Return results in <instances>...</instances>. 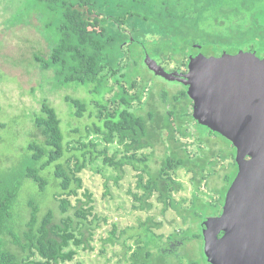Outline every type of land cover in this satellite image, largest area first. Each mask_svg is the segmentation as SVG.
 <instances>
[{
    "label": "trees",
    "instance_id": "trees-1",
    "mask_svg": "<svg viewBox=\"0 0 264 264\" xmlns=\"http://www.w3.org/2000/svg\"><path fill=\"white\" fill-rule=\"evenodd\" d=\"M37 1L45 3L61 17V23L57 27L58 39L51 44L48 59L42 62V57H37L40 66L42 69L52 70L57 83L61 85L74 82L84 85L90 93L100 91L98 94H102V100L95 101L99 122L93 123L92 129L101 135L106 144L116 142L121 145L122 155L118 159L115 156L108 157L107 147L98 150V143L91 140L88 144L79 142L80 147H72L73 150L91 147L81 153L83 158L76 154L69 158L66 155L67 147L60 118L52 105L42 101L40 112L33 116L34 127L42 139L34 138L28 143V166L20 177L33 180L44 190L49 179L48 175L43 176L40 171L54 164L48 169H53L57 183L58 191L54 197L60 218L56 217L53 209L41 213L40 206L29 201L28 218L23 224H18L15 220V205L21 178L14 176L12 171H4L0 175V264H59L72 261L81 246L84 249H94L90 243L98 226L95 224V215L90 219L94 199L93 194L84 188L81 173L88 162H93L98 156L103 155L104 162L115 167L118 172H122L125 166H132L138 172L137 190L132 193L139 202L135 206L138 209H150V198L156 194L157 201L163 205V212L175 206L174 196L183 188L177 178L180 169L192 173V194L198 197L201 182L215 172L214 166L217 164L214 160L217 155L204 137L213 133L220 134L209 130L194 118L185 87L176 91L172 98L166 90H160V96L165 102L162 112L159 109L157 111L154 106L146 113H139L133 108L134 103H142L148 80L151 79L140 67L143 65L152 71L145 63L146 55H152L144 47V42L137 39L135 27L130 31L123 25L131 20L136 25L138 19L145 18L135 17L137 14L130 11L124 14L125 17L113 14L108 11L107 0ZM158 38L165 43L168 41L166 37ZM125 45L129 52L127 56L124 55ZM155 51L158 52V58L154 57V60L161 64L174 61L181 67L189 62V52H184L181 58H168L164 55V50ZM107 93H110L109 97H106ZM65 99L72 106L73 114L82 117L86 111V102L71 95H66ZM189 124L194 126L193 136L205 144L194 153L188 150L187 143L183 141L190 134ZM157 144L163 145L164 154L159 167L151 169L147 163ZM148 148L152 149L150 154L137 156L139 151ZM87 152L90 159L86 158ZM120 178L121 175H118L114 179L117 181ZM194 205L200 212L192 214L197 222L207 213L211 204L207 201ZM149 220L151 218L140 222L136 232L127 235V238L136 237L133 245H127V238L123 240L127 250L131 251L129 264H176L173 263L176 258L164 252L163 247L168 239L175 236L179 238L180 235L173 232L164 241V235L155 233L151 227H158L161 223L151 225ZM116 230L117 226L114 225L107 242L119 240ZM126 232L123 231L124 234ZM191 233L195 237L200 234L193 230ZM9 242L16 249H11ZM201 253L203 255V250Z\"/></svg>",
    "mask_w": 264,
    "mask_h": 264
},
{
    "label": "rangeland",
    "instance_id": "rangeland-1",
    "mask_svg": "<svg viewBox=\"0 0 264 264\" xmlns=\"http://www.w3.org/2000/svg\"><path fill=\"white\" fill-rule=\"evenodd\" d=\"M107 5L108 11L113 14L125 17L124 14L130 11L137 14L135 17L145 18L138 19L136 25L131 20L123 26L130 31L135 27L134 34L139 41L144 42L152 59L158 58L155 50H164L163 53L168 58H181L196 43H203L206 47H238L254 43L250 41L256 38H264V24L260 23V20L264 21V0H107ZM60 23L59 14L45 3L37 0H0V175L4 171H12L14 176L20 177L27 168L30 154L28 143L34 138L42 139L33 124V116L40 112L42 101L52 105L60 118L67 147L66 155L69 158L74 154L83 158L81 153L91 147L81 150H73L72 147H80L79 142L88 144L91 140L98 143V150L107 147L108 157L115 156L118 159L122 155L121 145L116 142L106 144L101 135L92 129L93 123L99 122L95 101L102 100V94H98L100 91L90 93L84 85L74 82L61 85L57 83L52 70L42 69L39 64L38 56L42 57V62L48 59L51 44L58 39L57 27ZM158 37H166L168 41L165 43ZM170 46L172 48L167 49ZM126 48L125 45V56L129 54ZM143 55L144 53L141 56ZM162 65L167 69L178 67L174 61L162 62ZM140 69L152 80H148L142 103H134L133 108L139 113H146L154 106L157 111L159 109L162 112L165 102L160 96V90H166L172 98L176 91L182 89V85L154 74L143 65ZM66 95L86 102V111L82 117L73 114L72 106L65 99ZM109 96L110 93H107L106 97ZM188 130L190 134L183 141L187 143L188 150L194 153L205 144L193 136L192 124L188 125ZM204 138L217 155L214 158L217 164L214 166L215 172L201 182L198 197L217 198L222 195V187H227L231 173L228 172L232 161L224 155L228 154V149L232 151V155L234 151L232 145L220 135L209 134ZM159 145L157 144L147 163L151 169H157L163 158V145ZM150 152L151 148L144 149L137 156L142 157ZM86 158L90 159L88 152ZM53 166L54 164L48 168ZM47 169L40 171L43 176L48 175L49 179L44 190L33 180L20 177L21 186L15 205V220L18 224H23L28 218L29 201L36 202L41 213L53 209L56 217L60 218L54 197L58 191L57 183L53 169ZM137 174L132 166H125L122 172H118L115 167L104 162L103 155L88 162L81 176L84 188L93 194L94 199V210L90 217L92 219L95 215V224H98L90 242L94 249H84L81 246L72 261L59 264H129L131 251L127 250L123 240L128 234H134L139 223L148 218H151V225L161 223L158 227H151L155 233L164 235V241L175 231L180 239L188 240L189 247H182L188 250V257L183 255L182 260L178 259L176 262L186 264L190 260L192 264H206L201 259L202 240H195L191 233L195 224L192 214L200 213L194 205L197 198L192 194V173L184 169L177 172L183 188L174 196L175 206L167 208L165 212L163 205L157 201L156 194L150 198V209L143 210L135 206L139 204L132 194L137 190ZM118 175L121 178L116 181L114 178ZM192 200L194 204L191 207ZM114 225L117 226L116 237L119 240L107 242ZM125 230L127 232L124 234ZM135 238H127V245H133ZM8 246L16 249L10 242Z\"/></svg>",
    "mask_w": 264,
    "mask_h": 264
},
{
    "label": "water",
    "instance_id": "water-1",
    "mask_svg": "<svg viewBox=\"0 0 264 264\" xmlns=\"http://www.w3.org/2000/svg\"><path fill=\"white\" fill-rule=\"evenodd\" d=\"M198 44L185 73L166 71L149 55L145 63L154 74L182 83L194 118L237 150L239 171L223 212L201 223L204 255L211 264H264V49L256 43Z\"/></svg>",
    "mask_w": 264,
    "mask_h": 264
},
{
    "label": "flooded vegetation",
    "instance_id": "flooded-vegetation-1",
    "mask_svg": "<svg viewBox=\"0 0 264 264\" xmlns=\"http://www.w3.org/2000/svg\"><path fill=\"white\" fill-rule=\"evenodd\" d=\"M256 13H257V11L255 10L254 14H256ZM252 20L255 21L254 17H252ZM260 23L264 24V21L260 20ZM243 31H245V30H243ZM250 42H254V43H256V45L259 48L264 49V38L263 39L256 38V39H254V41L251 40ZM240 46H242V45H240ZM240 46H238V47H240ZM199 52L200 51L192 52L190 54H191V56H196V55L199 54ZM190 57H189V61H190ZM156 62L159 65H161L164 69H166V67H164L161 63H159L158 61H156ZM188 63L189 62L187 61L186 65L183 64L181 67H178V69L173 68V69H166V70L167 71L175 70L177 72L185 73V72H187L189 70ZM178 83H180V82H178ZM180 84L182 85L183 88L185 87L182 83H180ZM185 89H186V87H185ZM186 91H187V89H186ZM190 110H191V112L193 114V101L192 100L190 102ZM213 134H215V133H213ZM220 136L223 137L227 142H229L232 145V147H233V151H234L233 155L231 154L232 151L230 149H228V154L224 155V156H227L225 158H229L232 161L230 163L231 169L228 172V173H230V172L231 173L229 175V183H228L227 187H226V185L224 187H222V190H223L222 191V195L217 196V198H213V197H208L207 196V198H205V199L202 198V197L201 198L195 197V198H197L196 203H198L199 205H201L202 203L207 202V201L211 204V206L209 205V207H208L209 209H207V213L202 215L200 221H197V222L195 221L194 228H193L194 232H198V233L201 234V235L199 234V236L197 235V237L194 238L195 240H202L201 251L203 250V244H204V240H203L204 238H203V235H202L201 223H202V221H203V219L205 217H217V216H220L222 214L223 209H224L225 199H226V192L229 189V187L231 186L233 180L235 179V177H236V175H237V173L239 171V167H238V164H237V161H236V151H237L236 147L228 139H226L224 136H222V135H220ZM249 158H250L249 156H246V159H249ZM233 166H234V170H232ZM192 206H193V200L191 201V207ZM203 208H204V206H203ZM210 208H214V209H210ZM260 230L264 231L263 229H260ZM224 233H225L224 231L219 232L218 233V238H221L224 235ZM187 241L186 240H182L180 238L178 239V237L175 236L172 239H168L166 245L163 247V251L167 252L172 258L174 257L176 259H181L182 260V256L183 255L187 258L188 257V250L186 248L185 249L182 248V247H187V246L189 247V245H188L189 242H187ZM176 259L175 260L173 259V263L182 264L181 262L180 263L178 261L176 262ZM201 259L206 264H211L207 260V258L204 255V253H203V255L201 253ZM187 262H188V260H187ZM192 263L193 262L189 260V262L186 263V264H192Z\"/></svg>",
    "mask_w": 264,
    "mask_h": 264
}]
</instances>
